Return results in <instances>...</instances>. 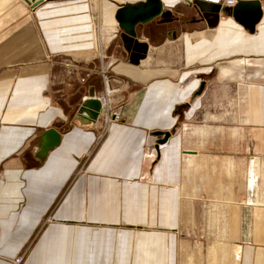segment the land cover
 <instances>
[{"label":"crops","instance_id":"1","mask_svg":"<svg viewBox=\"0 0 264 264\" xmlns=\"http://www.w3.org/2000/svg\"><path fill=\"white\" fill-rule=\"evenodd\" d=\"M258 1L0 0V264H264Z\"/></svg>","mask_w":264,"mask_h":264},{"label":"water","instance_id":"2","mask_svg":"<svg viewBox=\"0 0 264 264\" xmlns=\"http://www.w3.org/2000/svg\"><path fill=\"white\" fill-rule=\"evenodd\" d=\"M42 1L43 0H25V2H27L31 5L39 4ZM235 5L236 6H234L233 8H228V7L216 4V9L214 11H209L208 13H204V14H202V16L205 19L208 18V16H209L212 20L210 26L213 27L217 23V15H218L219 11L222 12V14H225L224 10H227L228 12H233L234 9L237 10L238 8H240L243 5L245 8L249 7V10H251V12H252V20H251L250 27L253 26V24H255L256 20L258 19L259 12H260L259 11L260 10L259 1L258 0H236ZM159 11H160V8L158 9V11H156L155 13H152V14H148L147 12L140 11L138 13L139 17L135 20H132L131 22L133 24L131 23L130 26L123 24L121 21H119V25L125 31V33L128 36L134 38L135 37V33L133 30L134 23H136L137 21L139 23H143L145 21H148V20L152 19V17L157 15L159 13ZM201 89H202V85L200 86L199 92L201 91ZM79 110H80V112L86 113L90 120L95 121L96 118L98 117V114H99L100 102H99V100H97L93 96V94H90L87 98H85L81 102ZM161 135H162V138L157 141V144L165 142L166 139L168 138L169 134L165 132ZM59 138H60V133L58 131H56L54 128H48V129L44 130L39 136L40 147H41L42 151L46 152L49 149H51L52 147L56 146L58 144Z\"/></svg>","mask_w":264,"mask_h":264},{"label":"built area","instance_id":"3","mask_svg":"<svg viewBox=\"0 0 264 264\" xmlns=\"http://www.w3.org/2000/svg\"><path fill=\"white\" fill-rule=\"evenodd\" d=\"M185 4H193L194 0H179ZM234 0H225L226 5H232ZM107 95V94H106ZM96 98V97H95ZM100 102V110L99 116L102 118L104 127L106 128L109 124L118 122L120 120V112L118 107H111L108 103L107 97H99L96 98ZM21 260H23V254L21 253L19 256L13 259L15 264H18Z\"/></svg>","mask_w":264,"mask_h":264},{"label":"rangeland","instance_id":"4","mask_svg":"<svg viewBox=\"0 0 264 264\" xmlns=\"http://www.w3.org/2000/svg\"><path fill=\"white\" fill-rule=\"evenodd\" d=\"M106 63H107V62H104V66L106 65ZM110 63H111V61H109L107 64H110ZM108 71H109V70H108ZM212 96H213V95H212ZM212 99H213V98H212ZM219 99L222 100V99H221V93L214 94V100H215V101H214L213 103H214L216 106H220V107H221L223 101H220ZM200 125H202V123H200ZM203 125H204V124H203ZM217 126H218L217 124H216L215 126H210V127L208 128V132H212V133H213V132H220L219 129H217ZM200 127H201V126H200ZM198 128H199V127H198ZM215 136H216V135H215ZM215 136H214V137H215ZM235 142H237V141L232 140V143H235ZM262 167H264V165H262ZM204 168H206L205 165H203V169H204ZM200 171H201V170H200ZM203 177H205V175H203ZM203 224H204V223H203ZM27 252H28V251H26V252H25V251L22 252V254H23V259L26 258V256L28 255Z\"/></svg>","mask_w":264,"mask_h":264},{"label":"bare ground","instance_id":"5","mask_svg":"<svg viewBox=\"0 0 264 264\" xmlns=\"http://www.w3.org/2000/svg\"><path fill=\"white\" fill-rule=\"evenodd\" d=\"M103 28V27H102ZM102 31V30H101ZM99 36V35H98ZM95 38V37H94ZM95 40V39H94ZM97 41H98V39H97Z\"/></svg>","mask_w":264,"mask_h":264}]
</instances>
